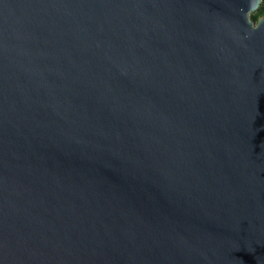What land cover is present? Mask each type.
I'll use <instances>...</instances> for the list:
<instances>
[{
	"label": "water",
	"instance_id": "95a60500",
	"mask_svg": "<svg viewBox=\"0 0 264 264\" xmlns=\"http://www.w3.org/2000/svg\"><path fill=\"white\" fill-rule=\"evenodd\" d=\"M261 0H0V264H264Z\"/></svg>",
	"mask_w": 264,
	"mask_h": 264
},
{
	"label": "trees",
	"instance_id": "16d2710c",
	"mask_svg": "<svg viewBox=\"0 0 264 264\" xmlns=\"http://www.w3.org/2000/svg\"><path fill=\"white\" fill-rule=\"evenodd\" d=\"M262 14H264V0L260 1L258 8L254 11L253 14L251 13V17L257 19Z\"/></svg>",
	"mask_w": 264,
	"mask_h": 264
},
{
	"label": "rangeland",
	"instance_id": "374dc122",
	"mask_svg": "<svg viewBox=\"0 0 264 264\" xmlns=\"http://www.w3.org/2000/svg\"><path fill=\"white\" fill-rule=\"evenodd\" d=\"M252 14L254 13V12H251Z\"/></svg>",
	"mask_w": 264,
	"mask_h": 264
}]
</instances>
